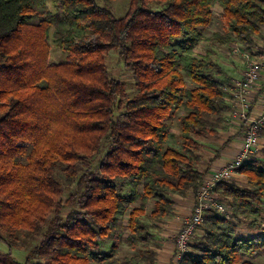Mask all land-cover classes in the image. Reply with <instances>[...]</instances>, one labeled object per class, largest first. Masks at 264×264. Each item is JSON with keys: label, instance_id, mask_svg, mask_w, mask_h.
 Listing matches in <instances>:
<instances>
[{"label": "trees", "instance_id": "trees-1", "mask_svg": "<svg viewBox=\"0 0 264 264\" xmlns=\"http://www.w3.org/2000/svg\"><path fill=\"white\" fill-rule=\"evenodd\" d=\"M111 1L0 0V242L11 248L20 230L40 235L24 261L8 252L0 264H155L156 222L172 215L173 196H195L204 179L191 135L215 133L220 120L208 116L227 109L213 47L259 53L252 49L264 43V0H129L119 18ZM216 21L221 30L204 36ZM50 42L61 62L50 61ZM111 50L131 71L132 97L110 75ZM179 109L176 150L166 121ZM94 156L97 169L80 173ZM258 163L237 171L252 189L229 181L214 190L233 217L261 212ZM235 228L205 216L180 264H251L264 233L237 237ZM121 242L131 251L122 257Z\"/></svg>", "mask_w": 264, "mask_h": 264}, {"label": "rangeland", "instance_id": "rangeland-1", "mask_svg": "<svg viewBox=\"0 0 264 264\" xmlns=\"http://www.w3.org/2000/svg\"><path fill=\"white\" fill-rule=\"evenodd\" d=\"M128 3H129V0H113L107 3V6L111 8L115 17L119 18L125 15L127 8H128ZM217 21L214 23V25L211 26V28H207L203 30L204 36L210 37L212 32L221 30L222 24L218 23ZM50 44H51L50 61H53L55 63L61 62L63 57H65V55H63L61 52L56 50L54 48V45L51 42ZM258 44H261V43L258 41ZM211 47L213 46L211 45ZM206 48H210V43L208 42L201 43L197 47L196 53L203 54ZM234 48H238L239 52H234ZM252 50H254L255 52H259V53H253L250 51H246L238 44H232L227 47H216V48L213 47V51L215 53L214 60H216V62H218L221 65L225 73V76H226V79L225 77L221 78L224 81L225 86H226L225 87V90L227 92L226 99H228V96H229L228 88L230 87L231 82L233 81V80L232 81L230 80L237 77V74H238L236 69L235 70L230 69L229 63L231 61L239 63L241 58L243 59L244 53H248L252 55V57H257L260 54L264 53V49H261L260 46H258L257 48H253ZM113 52L115 51L111 50L109 52L110 54L106 55L105 57L106 66L112 77L120 80L126 85L128 89L127 94H129L128 97L129 96L132 97L137 92L138 87H136L135 83L132 80L131 71L123 67V63L118 60L116 53H113ZM237 68L239 69L240 66H238ZM192 86L193 85L189 81H187L186 87L190 88ZM254 89L256 92L259 91L258 83H257V86L254 87ZM260 93L261 92L259 91L258 94ZM225 105L227 109L224 108V110L221 113L217 115L215 114V115L208 116V118L211 120L212 123L220 120V122H218V126H217L218 128H216L215 133H206L202 135L200 134L191 135V139L196 143L195 144L196 147L194 148V151L200 158L198 165L196 166L198 170H201V171L205 170V168L209 165V161L216 155L217 151H219V147L221 146L222 142L227 138L228 134L232 132L230 129V125H228V120H227L228 114H229L228 107L230 106L227 100H226ZM184 115H185V111H183V109H179L173 112L171 114V117L166 121V124L168 127L166 145L176 150H181V147H182L183 138L180 135V124L179 123H180V118ZM260 133H261L260 134V139H261L262 132ZM259 149H258L259 151L252 157L251 161L252 160H257V162L260 161L261 164L258 163V168H264V145L259 147ZM91 159H94V160L92 162L86 161L84 164H80V168H81L79 171L80 173L82 170L86 169L87 166L95 170L97 169L96 163H97L98 158L94 156V157H91ZM58 166L60 169L63 168L62 164H59ZM60 169L57 170V173H58L59 180L62 182L65 173L62 172ZM241 176L242 175L239 174V177ZM237 181L235 180V182H237L236 183L237 186L241 189L243 188L252 189L253 188L247 183L248 181L244 177H241ZM70 191H71L70 188L64 187L63 201L66 199ZM152 209H153V202H150L147 204L146 214L148 215L152 211ZM229 210L231 211V209ZM69 211H70V208H65L63 211L64 215H66ZM230 211L228 213L227 219L234 225V227H236L235 236L246 237L254 233L255 234L264 233V198H262V203L260 205L261 212L258 217H250V216L245 217L241 214H236V217H233L232 216L233 211L232 212ZM169 217L171 218V216ZM127 219H128V216H125L122 222L123 224H122L121 229L123 231L124 236L128 234ZM162 220L164 221L167 220V217L161 219L160 221H157L156 224L154 223L157 227L156 230H152V234L154 235L152 243L154 246L157 245V242H156L158 238L157 231L159 229V223H161ZM12 236L13 237L9 238L8 240L9 242H11V245H12L11 248H9L8 245L0 242V253L6 254L10 252L11 255L19 261H24L26 256L30 253V250L32 249V247L36 244V239L37 240L40 239V235H36V233L27 232L26 230L16 231ZM119 245H120L119 247L120 257L130 254L131 252L130 248L127 247L124 242H121V244ZM245 260L250 262L251 264H264V252H262L259 255V257H256V258L246 257Z\"/></svg>", "mask_w": 264, "mask_h": 264}, {"label": "built area", "instance_id": "built-area-1", "mask_svg": "<svg viewBox=\"0 0 264 264\" xmlns=\"http://www.w3.org/2000/svg\"><path fill=\"white\" fill-rule=\"evenodd\" d=\"M234 52H239V49L234 48ZM243 59L245 69L241 77L233 80L228 88L230 111L244 123L241 148L228 164L213 171L202 181L194 196L195 203L190 213L182 221L180 229L174 236V251L169 264H180L183 260L192 236L199 232L205 216L228 218L229 207L220 200L214 190L219 183L229 182L238 169L250 162L258 151L259 132L264 126V92L258 94L260 114L255 115L252 109L253 94L256 92L254 87L264 72V54L252 57L244 53Z\"/></svg>", "mask_w": 264, "mask_h": 264}, {"label": "crops", "instance_id": "crops-1", "mask_svg": "<svg viewBox=\"0 0 264 264\" xmlns=\"http://www.w3.org/2000/svg\"><path fill=\"white\" fill-rule=\"evenodd\" d=\"M216 12H219V10L216 9ZM260 43L261 44H258V45L260 46L261 49H264V43H262L261 41ZM238 66H240L239 69L237 68ZM229 67L230 69H233V70L236 69L238 73L237 77L231 79L230 81L239 79L245 69L244 59L241 58L239 63L231 61L229 63ZM258 90L261 93L264 92V72L261 73V77L258 81ZM259 91L254 92L253 94L254 100H253L252 111L255 115H258L261 112L260 107H259V97H258ZM227 101H228V104L230 105L229 96H228ZM228 109H229V112H228L229 114H228L227 120H228V125H230V129L232 132L229 133L227 138L222 142L221 146L219 147V151H217L216 155L209 161V165L205 168V170H202V172H205L204 179L207 178L213 171L218 170L222 168L223 166H225L226 164H228L241 148L242 137L244 135V123L243 121L239 120L237 117H234L232 115L230 111V106L228 107ZM260 140L261 141L259 143L258 149L259 147L264 145V136H262ZM241 177H239V173L237 172L236 174L233 175L230 181L234 180L233 182H235V180L237 181ZM172 201H173L174 209H173L171 218L169 217L167 218V220L165 221L162 220V222L159 223V229L157 231L158 238L156 241L157 245L154 248L155 264H169L170 263V259L174 251V236L177 234L178 230L181 227L182 221L190 213L195 203L194 195L192 194H188L184 197L173 196ZM252 235H255V233Z\"/></svg>", "mask_w": 264, "mask_h": 264}]
</instances>
